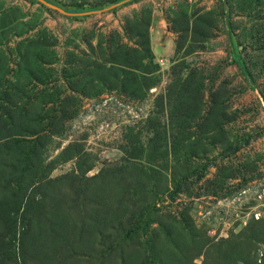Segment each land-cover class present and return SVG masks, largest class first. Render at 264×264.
Segmentation results:
<instances>
[{
	"label": "rangeland",
	"instance_id": "rangeland-1",
	"mask_svg": "<svg viewBox=\"0 0 264 264\" xmlns=\"http://www.w3.org/2000/svg\"><path fill=\"white\" fill-rule=\"evenodd\" d=\"M0 264H264V0H0Z\"/></svg>",
	"mask_w": 264,
	"mask_h": 264
},
{
	"label": "trees",
	"instance_id": "trees-1",
	"mask_svg": "<svg viewBox=\"0 0 264 264\" xmlns=\"http://www.w3.org/2000/svg\"><path fill=\"white\" fill-rule=\"evenodd\" d=\"M69 13L76 14V15L82 14L83 13V9L79 8L77 10H70Z\"/></svg>",
	"mask_w": 264,
	"mask_h": 264
},
{
	"label": "water",
	"instance_id": "water-1",
	"mask_svg": "<svg viewBox=\"0 0 264 264\" xmlns=\"http://www.w3.org/2000/svg\"><path fill=\"white\" fill-rule=\"evenodd\" d=\"M50 6L55 8V9H58V10H60L62 12H65V10L63 8H61V7H59V6L55 5V4H50Z\"/></svg>",
	"mask_w": 264,
	"mask_h": 264
}]
</instances>
